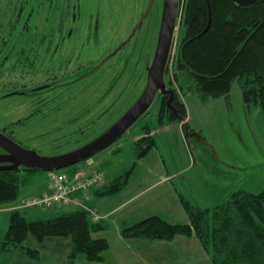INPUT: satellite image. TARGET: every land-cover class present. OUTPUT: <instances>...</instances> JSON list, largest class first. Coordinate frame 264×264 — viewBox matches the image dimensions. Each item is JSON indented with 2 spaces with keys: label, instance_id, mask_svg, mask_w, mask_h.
Returning a JSON list of instances; mask_svg holds the SVG:
<instances>
[{
  "label": "rangeland",
  "instance_id": "rangeland-1",
  "mask_svg": "<svg viewBox=\"0 0 264 264\" xmlns=\"http://www.w3.org/2000/svg\"><path fill=\"white\" fill-rule=\"evenodd\" d=\"M69 1L77 8L66 14L65 0H51V4L47 0H0V51L6 49L11 55L6 67L0 69V134L23 149L16 153L22 169L38 167L39 157L71 152L107 132L141 97L148 85L149 69L153 66L151 77L156 91L147 113L95 154L75 164L56 168L57 173L71 176L77 167L93 170L96 163L110 180L135 166L128 187L131 194L139 186L149 187L148 191L103 219L111 222L107 231L104 230L108 238H114L113 233L122 228L118 220L120 215L133 211L148 197L156 198L170 183L193 204L208 208L223 202L235 190L257 193L264 187V118L258 106H248L243 102L239 81L233 82L227 96L203 99L187 73L173 70L171 57H159L153 65L166 0ZM142 17L140 27L135 28V35L126 44V36L133 33L131 28ZM154 24L156 32L153 34ZM174 25L171 53L175 51L179 35L178 15ZM18 35L25 40L22 45L17 41ZM33 37L38 45L30 40ZM21 46L29 59L38 55L39 63L43 60L45 65L49 64V56L59 60L71 51L73 56L75 54L71 58L72 67L69 63L63 68L66 69L64 72L55 69L54 76L58 78L54 81H50L52 74L46 72L45 67L41 72L38 66L35 74L31 68L29 74L26 72L29 66L22 67L17 61L16 51ZM81 62L96 67L95 73L68 82L67 71L71 72L75 64L77 66ZM170 78L174 80L171 85L176 87L186 105L187 115L180 122L183 127L186 124L184 128L157 123L160 95L163 93L161 84L165 83L166 88ZM41 83L48 84V87H43H47L46 90L30 91ZM146 124L155 129L149 134L154 136L156 146L152 154L137 159L134 137ZM118 145L119 149L112 151ZM10 155L11 152L0 145V166L14 165ZM162 163L174 178L168 184L150 186L163 174V169L158 170ZM22 169L20 193L12 205L42 196L48 183L52 184L50 169L32 172ZM95 187L87 190L94 193L100 186ZM88 191L84 199L100 215L118 203L110 201L104 204L102 196ZM96 200L100 203L95 204ZM154 204L148 203L147 206ZM165 204L173 207L172 201ZM176 204L174 206L178 208ZM97 205L101 206L100 209ZM19 209L27 219H44L71 208L33 205ZM181 213L184 214L183 211ZM173 217V221L179 219L177 215ZM97 221H102V218ZM23 244L37 248L40 257L33 259L24 248L18 247L5 264H53L64 256L68 258L72 250L69 236H51L38 241L29 234ZM182 251H175L179 253L176 259L182 258ZM79 258L84 259V255L79 254L76 263ZM0 260H4L3 256Z\"/></svg>",
  "mask_w": 264,
  "mask_h": 264
},
{
  "label": "trees",
  "instance_id": "trees-1",
  "mask_svg": "<svg viewBox=\"0 0 264 264\" xmlns=\"http://www.w3.org/2000/svg\"><path fill=\"white\" fill-rule=\"evenodd\" d=\"M177 13V45L172 55H168L173 70L187 73L203 99L227 96L233 82L238 80L243 102L258 106L264 118V0L244 4L237 0H179ZM169 84H173L171 78ZM186 115V105L178 90L167 86L160 95L157 123L181 122ZM152 129L149 124L144 125L143 134L134 140L137 159L156 146L154 136L149 134ZM132 168L106 179L100 188L95 187L94 195L118 193L129 183ZM21 169L13 165L0 166V206L12 205L17 200ZM36 169L47 168L22 170ZM87 191L79 189L73 193L75 204L54 205L71 209L50 218L27 219L19 208L11 209L8 227L0 238V258L4 259L0 264H5L18 247L24 248L33 259L40 257L37 248L23 244L29 234L38 241L51 236H69L72 241L69 263L79 254L90 263L103 261L109 241L103 236L95 237L94 233L108 229L109 225L95 221L88 211L91 205L82 197ZM177 197L187 214V222H171L161 215L151 214L125 223L120 235L125 239L144 240H172L179 235H194L212 264H264V187L257 193L235 190L212 208L193 204L178 189Z\"/></svg>",
  "mask_w": 264,
  "mask_h": 264
},
{
  "label": "crops",
  "instance_id": "crops-1",
  "mask_svg": "<svg viewBox=\"0 0 264 264\" xmlns=\"http://www.w3.org/2000/svg\"><path fill=\"white\" fill-rule=\"evenodd\" d=\"M180 122H173V123H165L162 126L170 127V125H178L179 127H183L180 125ZM155 130V129H154ZM154 130L152 129V133H154ZM143 132L139 133L134 137V140L137 139L139 136H141ZM119 149V145L116 149L112 150L115 151ZM151 149L145 156L152 154ZM94 168H99L100 170H103V168L99 164H94ZM135 167V166H134ZM134 167L132 168V173L134 171ZM165 164L162 163L161 167L158 168L159 171L163 169L164 172L161 174V177L151 183L150 186H158L161 184H168L167 182L171 181L174 178V175L172 173H169L167 170V167L165 168ZM92 168V169H94ZM167 170V171H165ZM124 172V171H123ZM105 174V172H104ZM120 174V173H118ZM151 174V173H150ZM116 176V175H114ZM106 177V174H105ZM107 179V177H106ZM131 179V178H130ZM130 183V181H129ZM129 183L118 193L110 195V196H103L101 199L104 200V204L110 202V201H116L118 202L116 205L112 207L111 210L105 209L106 212L101 215L102 221L103 219L109 218L115 210L119 208L126 207L130 203L134 201L135 198H139L143 193L148 191V188H143L142 186H139L138 189H136L133 194H131V190L128 188ZM51 183L49 182L47 187L45 188L44 192H47L50 190ZM165 191L159 193V195L156 198L148 197L145 200H143L140 205L136 206L133 211L125 212L122 215L119 216L118 220H120L122 226L125 223H132L135 220H138L140 218H143L145 216L151 215V214H158L166 218L167 220L171 222H181L179 220H185L182 222H187V215L182 208L178 197H177V190H175V186L173 184H169L165 189ZM90 194H94L93 192H90ZM86 194V193H84ZM84 194L82 197L84 198ZM100 199V200H101ZM100 200H96L95 204L100 203ZM87 201V200H86ZM167 201L171 202L173 204H165ZM178 206L176 208L174 205L175 203ZM148 203H155L154 206H147ZM93 206V205H92ZM100 209V205H97ZM12 205H4L0 206V238L5 233L8 223H9V216L11 211ZM59 207V206H57ZM150 211H146V210ZM178 209V210H176ZM175 213H171L174 212ZM183 211V215L181 212ZM174 215H177V218H179L177 221H173L175 218ZM180 217H179V216ZM184 217V218H183ZM107 221V220H106ZM104 221L109 225L111 223L110 221ZM107 231V230H106ZM106 231H102L101 233L97 232L95 234V237L97 236H103L109 240V248L105 252V259L100 262V264H212L210 257L205 252V250L202 248L200 242L198 239L192 235V236H183L179 235L176 236L172 240H144L140 238H128L125 239L120 235V229H117V232L113 233L114 238H108V235L106 234ZM158 250V252L156 251ZM176 250H184V255H181V259H176L177 256H179ZM83 257V255H81ZM96 264V263H90L86 261L83 258H79L78 263H76V260H74L73 263H69L67 257H63L62 260L58 261L57 263L53 264ZM9 262V261H8ZM32 264V262H29Z\"/></svg>",
  "mask_w": 264,
  "mask_h": 264
},
{
  "label": "water",
  "instance_id": "water-1",
  "mask_svg": "<svg viewBox=\"0 0 264 264\" xmlns=\"http://www.w3.org/2000/svg\"><path fill=\"white\" fill-rule=\"evenodd\" d=\"M240 3H249L254 0H237ZM178 7V0H166L165 12L163 16V21L161 25V34L159 36L157 51L154 59L155 64L158 61L159 57H163V59H167L174 30L175 17ZM153 66L149 69V81L147 88L138 99L136 104L107 132L102 134L100 137L96 138L92 142L76 149L71 152H67L65 154H61L58 156H50V157H39L38 158V167L47 168V169H55L65 167L71 164H75L93 154L101 150L102 148L109 145L112 141H114L117 137H119L123 131L135 120H137L150 106L156 87L153 84V79L151 77V71ZM164 84V85H163ZM162 91L164 92L165 83L161 84ZM0 145L5 147L11 152L9 156L14 160L13 166H19V159L16 156L18 151H23L19 145L15 144L12 140L0 134ZM12 166V165H11Z\"/></svg>",
  "mask_w": 264,
  "mask_h": 264
},
{
  "label": "flooded vegetation",
  "instance_id": "flooded-vegetation-1",
  "mask_svg": "<svg viewBox=\"0 0 264 264\" xmlns=\"http://www.w3.org/2000/svg\"><path fill=\"white\" fill-rule=\"evenodd\" d=\"M64 6L67 8L66 14L67 13L69 14V10H74L75 8H77V5L71 4L69 0H65ZM74 17H75V13L73 14V18ZM143 19H144V17H142L131 28V30H132L133 33H130V35H127L126 36V39L124 41L126 44L131 41L130 38L132 37V35H135V33H134L135 28L140 27V24H141V22H142ZM152 27H153V31H154L153 34H154L156 32V28H155L156 26H155V24ZM160 34H161V31H160ZM48 39H49V37H47L46 40H48ZM30 40L32 42H34L35 44H37V45L39 44V42H36L35 41V37L31 38ZM17 41L19 42V44L22 42L21 43V45H22L25 40H22V37L18 35L17 36ZM9 46H8V48H9ZM37 48H38V46H37ZM23 49H24V47L21 46L20 49L18 51H16V54L18 55V59H17L18 63L19 64H22V67L23 66L24 67L25 66H29L28 67V70L26 71L29 74H30L31 68H34V72L32 74H35V73L38 72V71H36V68L38 66H39V70L41 72L44 70V67H45L46 72H49L50 74H52V76L50 78V81H54L55 79L58 78L57 76H54V73L56 71L63 70V68H66L69 63H70L69 65L72 67V65H71L72 64V62H71L72 59L71 58L75 56V54H74V56L72 55V52L71 51L64 58H60L59 60H55V59H53L52 56H49V64L45 65V61H43V60H41L40 63H39V61H38V55H36L35 58L33 57V59H29L28 58V54L27 53L24 54V50ZM5 50L6 49H3V50L0 51V69L2 67H6L7 60L11 56L10 53H8ZM44 59H46V58L44 57ZM38 63H39V65H38ZM56 64H58V65H56ZM91 64H93V63H91ZM11 67L12 66H10L9 68H11ZM17 67L18 66H16V68ZM94 68H95V70L93 71ZM55 69H56V71L54 72ZM96 69H97L96 67H90L88 64H85L84 62L79 63L77 66L75 64V68H73V70H71V72L70 71H67V74H66V76L68 77L67 81L68 82L75 81V80L77 81V80L81 79V77H84L86 74H91L92 75V74L95 73ZM65 70L66 69H64L62 72H64ZM82 70H84V71L81 72ZM66 76H64V78H67ZM58 85H59V83H58ZM44 86H47L48 87V84L47 83H44V84L41 83L40 85L33 86L30 89V91L36 92L37 90L38 91L46 90L47 87L43 88ZM168 86H173V85H170L169 84V80H168ZM38 87H41V89H37ZM16 93H19V92H16ZM5 137H6V135H5Z\"/></svg>",
  "mask_w": 264,
  "mask_h": 264
},
{
  "label": "built area",
  "instance_id": "built-area-1",
  "mask_svg": "<svg viewBox=\"0 0 264 264\" xmlns=\"http://www.w3.org/2000/svg\"><path fill=\"white\" fill-rule=\"evenodd\" d=\"M52 190L42 196L32 197L24 202L25 206L40 205L51 207L54 205H72L77 202L73 198V193L79 189H88L99 185L104 181V175L98 170L78 169L71 176L64 174L51 173ZM92 213L93 218L97 219L98 215L95 210L87 208Z\"/></svg>",
  "mask_w": 264,
  "mask_h": 264
}]
</instances>
